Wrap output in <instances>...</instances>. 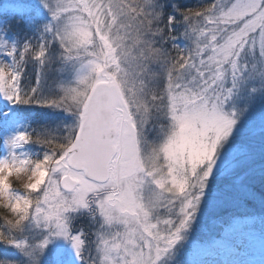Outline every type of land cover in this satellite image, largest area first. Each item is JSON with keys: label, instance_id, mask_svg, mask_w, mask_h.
<instances>
[{"label": "snow or ice", "instance_id": "obj_1", "mask_svg": "<svg viewBox=\"0 0 264 264\" xmlns=\"http://www.w3.org/2000/svg\"><path fill=\"white\" fill-rule=\"evenodd\" d=\"M0 146V264H264V0H0Z\"/></svg>", "mask_w": 264, "mask_h": 264}, {"label": "rangeland", "instance_id": "obj_2", "mask_svg": "<svg viewBox=\"0 0 264 264\" xmlns=\"http://www.w3.org/2000/svg\"><path fill=\"white\" fill-rule=\"evenodd\" d=\"M169 2H173V0H169ZM174 2L177 3H181V4H185L190 6V2L191 0H174ZM208 2V0H198V5L201 3H206ZM193 7V6H192ZM4 154V149L2 146H0V156H2ZM258 203H256L255 205H249L246 209L247 212L249 213H256L258 212ZM241 211H245V210H241ZM0 212H1V216L4 214V210L2 208H0ZM214 234V230H213V226L211 223L209 222H201L195 232H194V237L195 238H208L209 236Z\"/></svg>", "mask_w": 264, "mask_h": 264}, {"label": "trees", "instance_id": "obj_3", "mask_svg": "<svg viewBox=\"0 0 264 264\" xmlns=\"http://www.w3.org/2000/svg\"><path fill=\"white\" fill-rule=\"evenodd\" d=\"M197 5H198V0H191V2H190V6L195 7V6H197ZM0 216H1V212H0Z\"/></svg>", "mask_w": 264, "mask_h": 264}, {"label": "clouds", "instance_id": "obj_4", "mask_svg": "<svg viewBox=\"0 0 264 264\" xmlns=\"http://www.w3.org/2000/svg\"><path fill=\"white\" fill-rule=\"evenodd\" d=\"M23 183H25V182L22 181V186H23ZM0 206L6 207V201H0Z\"/></svg>", "mask_w": 264, "mask_h": 264}]
</instances>
